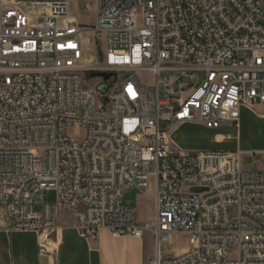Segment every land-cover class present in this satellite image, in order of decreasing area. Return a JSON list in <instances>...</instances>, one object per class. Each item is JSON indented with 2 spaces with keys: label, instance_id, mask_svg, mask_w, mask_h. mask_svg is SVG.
<instances>
[{
  "label": "built area",
  "instance_id": "2783aa9c",
  "mask_svg": "<svg viewBox=\"0 0 264 264\" xmlns=\"http://www.w3.org/2000/svg\"><path fill=\"white\" fill-rule=\"evenodd\" d=\"M93 1L95 23L81 27L69 0H0L5 224L33 232L40 256L55 254L68 214L91 239L150 232L151 264H264V172L241 163L264 151L189 153L169 139L184 123L237 130L242 108L264 110V0ZM84 33L104 45L97 62L85 59ZM161 73L195 81L166 100ZM84 74L99 80L88 86ZM132 190L153 199L143 225L121 204ZM172 236L188 248L162 256Z\"/></svg>",
  "mask_w": 264,
  "mask_h": 264
},
{
  "label": "rangeland",
  "instance_id": "374dc122",
  "mask_svg": "<svg viewBox=\"0 0 264 264\" xmlns=\"http://www.w3.org/2000/svg\"><path fill=\"white\" fill-rule=\"evenodd\" d=\"M70 15L76 20V23L81 27H91L95 23V7L93 0H69ZM83 43L86 50L85 59L87 62H97L100 57V52L104 50L101 40L97 36H92L84 33ZM140 83L147 89H153V80L148 73H136ZM84 80L88 86L95 84L99 78H91L92 76L84 74ZM158 93L162 99L169 100L174 92L179 88H185L187 91L188 82L193 83L195 80L182 79L179 83L174 81V76L167 73H161L159 76ZM226 134L227 141L218 142L216 146L206 149L204 137L194 129H186L184 132H179L177 128L169 132L170 143L174 151H189L197 153L199 151H231L242 146V150L252 152L264 151V110L261 107L247 108V111L242 113L237 130L228 128ZM79 132V130H75ZM72 133V132H71ZM72 133V135H75ZM173 137H178V142ZM203 140V141H202ZM209 141H212L210 138ZM202 143V144H201ZM214 147V148H213ZM242 168L248 171H263L264 172V154L252 156L244 154L241 159ZM45 202L53 203L55 201V193L47 192L44 196ZM121 204L125 207H134L137 223L143 225L154 215L153 199L150 194H138L135 191H127L124 193ZM188 248V238L185 236H172L168 245L161 247L162 256H176L183 253ZM154 250V249H153Z\"/></svg>",
  "mask_w": 264,
  "mask_h": 264
},
{
  "label": "crops",
  "instance_id": "0c3cea01",
  "mask_svg": "<svg viewBox=\"0 0 264 264\" xmlns=\"http://www.w3.org/2000/svg\"><path fill=\"white\" fill-rule=\"evenodd\" d=\"M244 111L247 108L241 109L240 118ZM175 128L179 132L189 128L198 131L205 138V144H201L206 149L212 148L209 145L216 146L218 142L227 141L226 134L229 132L228 129L211 131L199 124L189 123ZM217 137H221V140ZM210 138L212 141H209ZM171 139L178 142L177 136L171 135ZM238 148H242L240 143ZM56 227L57 232L52 236L55 254L40 256L36 235L33 232L11 230L0 214V264H151L153 259L154 239L150 232L135 238L115 236L108 230H102L96 238L91 239L80 235L72 227V219L68 214L59 216Z\"/></svg>",
  "mask_w": 264,
  "mask_h": 264
},
{
  "label": "water",
  "instance_id": "95a60500",
  "mask_svg": "<svg viewBox=\"0 0 264 264\" xmlns=\"http://www.w3.org/2000/svg\"><path fill=\"white\" fill-rule=\"evenodd\" d=\"M95 76H100V77H102L104 80H107L108 79V75H95ZM99 91H105V86H101L100 88H99Z\"/></svg>",
  "mask_w": 264,
  "mask_h": 264
},
{
  "label": "bare ground",
  "instance_id": "6f19581e",
  "mask_svg": "<svg viewBox=\"0 0 264 264\" xmlns=\"http://www.w3.org/2000/svg\"><path fill=\"white\" fill-rule=\"evenodd\" d=\"M217 139L220 141L221 140V137H217Z\"/></svg>",
  "mask_w": 264,
  "mask_h": 264
}]
</instances>
